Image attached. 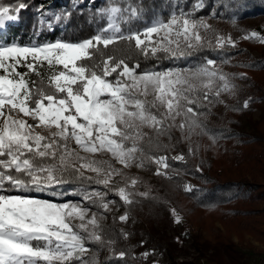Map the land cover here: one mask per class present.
I'll use <instances>...</instances> for the list:
<instances>
[{"label": "snow or ice", "instance_id": "obj_1", "mask_svg": "<svg viewBox=\"0 0 264 264\" xmlns=\"http://www.w3.org/2000/svg\"><path fill=\"white\" fill-rule=\"evenodd\" d=\"M25 7L24 3L11 7L0 4V30L17 20ZM102 11L108 13L107 27L78 42L0 44V264H94L95 257L85 259L89 252L86 243H113L103 239L102 214L89 217L90 209L82 204H58L19 193L43 192L64 182L66 175L84 178L85 170L95 172V182L105 188L113 176L124 175L108 161L81 156L80 151L92 155L107 152L124 168L133 163L143 167L147 159L157 165L156 175H167L161 171L169 167L166 156H136L143 152L137 143L144 138L141 128L150 127L161 136L167 133V120L174 124L182 117L181 130L199 128L207 135L200 109L205 102H218L221 93L234 88L213 59L205 58L204 63L189 68L138 72L139 63L130 66V57L115 54L137 51L148 57L164 53L165 58L175 59L190 55L188 50L202 43L198 29L210 28L203 19L173 14L166 22L156 20L141 30L125 33L118 22L120 9ZM55 19L59 21L61 16L57 14ZM253 37H257L254 31L244 38ZM259 39L264 43V37ZM226 43L235 46L230 36L216 37L218 47ZM121 44L126 47L121 48ZM200 77L207 79L197 87L193 80ZM149 88L151 101L146 99ZM39 127L50 134L36 133ZM69 141L79 151L70 148ZM127 181L110 191L131 204L133 194L128 188L138 181ZM184 189L190 192L192 186ZM84 199L104 211L115 203L101 192L86 194ZM72 218L81 223L72 225ZM119 219L123 222L128 216ZM124 255L119 253L120 258Z\"/></svg>", "mask_w": 264, "mask_h": 264}, {"label": "trees", "instance_id": "obj_2", "mask_svg": "<svg viewBox=\"0 0 264 264\" xmlns=\"http://www.w3.org/2000/svg\"><path fill=\"white\" fill-rule=\"evenodd\" d=\"M19 3L26 7L20 9L17 20L2 29L0 44L23 46L80 41L107 27L108 13L102 10L111 7L120 9L118 22L125 33L141 30L156 20L168 21L173 14L180 16L181 13L191 14L193 20L209 16L224 22L264 16V0H0V4L8 7ZM57 14L61 16L59 21L55 19ZM253 40L238 39L234 41V47L227 43L218 47L216 39H204L198 48L188 50L190 55L179 59L165 58L164 53L148 57L137 51L115 53L130 57V66L139 63L138 72L189 68L204 63L205 58L215 60L217 67V62L222 60L234 67L225 74L238 92L234 99L224 101L219 96L218 102H205L200 109L204 113L200 121L207 129V135L201 134L199 128L191 132L181 130L178 126L182 117H177L174 124L172 121L173 127L166 123L168 130L164 135L157 136L152 128L144 134L140 142L143 155L166 156L169 167L161 168V171H166L167 175H156L157 165L145 159L144 167L154 179L151 183H147V179L140 193L147 192L148 195L131 197V204L124 203L115 193L111 195L131 218V230L113 225L107 230L101 225L104 241L111 239L113 243L88 242L97 264H151L155 253L142 239L155 234V224L173 226L172 205L188 219L204 226L210 224H205L204 216L214 213L229 227L224 235L219 230L214 231V239L195 236L197 243L205 251L210 250L209 255L219 264H238L240 260V251L230 239L231 231L240 233L248 228L259 236L264 234V49L260 54H254L248 47L255 45L261 49L264 43L256 38ZM120 47L126 46L121 44ZM238 76L247 83L240 82ZM245 101H248L247 108ZM256 110L262 112L259 118L253 116ZM181 155L183 160L174 159ZM96 179L85 173L84 178L66 175L64 182L43 192L19 194L52 199L53 193H59L57 198L93 203L84 196L102 185L97 184ZM185 185H191L192 191H185ZM139 217L148 229L137 226ZM106 230V236L110 238L105 237ZM157 234L168 239L170 247H178L174 236L166 232ZM126 237L134 238V242L122 240ZM121 252L125 253L123 258L119 256Z\"/></svg>", "mask_w": 264, "mask_h": 264}, {"label": "rangeland", "instance_id": "obj_3", "mask_svg": "<svg viewBox=\"0 0 264 264\" xmlns=\"http://www.w3.org/2000/svg\"><path fill=\"white\" fill-rule=\"evenodd\" d=\"M176 16L179 17L178 15ZM201 19H203L208 25H210V28L207 30L204 28L198 29L199 34L203 38L202 41L204 39L215 40L217 36H222L225 38L230 36L232 41H236L238 39H244L245 35L252 31L257 33V37H253L251 38V40L254 39L253 41H255L256 38L257 41L261 42L259 37H264V16H255V17L249 16L244 19L238 20V22H233V21L224 22L221 19L212 18L209 16L202 17ZM212 30L215 31L212 32ZM0 32H2V30H0ZM172 38L176 39L175 36H173ZM55 42H50V43H55ZM43 44L45 43L38 45H43ZM23 46H31V45H23ZM248 47L254 54H260L261 51H263L264 49V45L261 49L255 45L254 46L249 45ZM217 64H218L217 68L223 73L234 70L233 66L222 60H219ZM189 75H191V73H189ZM206 79H207L206 77H200L198 79H194L193 83L196 84L197 87H200L201 84ZM237 79L242 83H247V81L243 79L241 76H238ZM231 84L234 85L232 82ZM237 92L238 89L234 85V88L230 92H223L221 93L220 96L224 101H227L229 99L236 98ZM146 99L148 101H151L153 99L151 88H149L148 90V95ZM261 113L262 112H260V110H256L253 113L254 118H259ZM166 123L169 126L173 127L172 120L169 119L166 121ZM150 129H151L150 127H142L141 132L145 134ZM51 131L55 132L56 129L53 128L51 129ZM35 132L46 136L50 134L48 129L42 127L35 128ZM141 141L142 139L137 141L139 146ZM69 147L79 151V149L77 148V146L73 141H69ZM80 155L87 156L93 160L108 161L114 168L120 169L123 172L124 174L123 176L116 175L112 177L108 188H105L103 185H101L95 191V192L106 193L107 200L115 201V198L111 196L114 194V192H110V189L123 187L125 183L128 182L127 178H136L138 181L134 187L130 186L128 188V191L133 194L132 197H139L140 192H142L144 189L146 180L149 179L147 183H151L154 179L153 174L144 166L137 167L136 164L133 163L131 167L124 168L107 152H101L92 155L80 151ZM136 156L138 158L144 157L143 152H139V151L136 153ZM84 173L86 175L97 177L95 172H90L85 170ZM100 178L103 177L101 176ZM58 195L59 193H55L54 198L52 199L47 197H39V196H32V197L38 199L50 200L58 204L65 202H71L73 204L79 203L90 209L88 213L89 217H91L92 213H96L98 216L102 214L104 216V219L100 220V226L101 225L106 226L107 230L110 229L111 227L110 225L119 228L125 227L127 228L126 230L129 231L131 230V226H130L131 218L129 216L126 221L123 222L120 221L119 217L125 215L124 212L125 210H121V208H119V206L117 205L116 201L115 203L109 205L107 211H104L102 208L97 207L95 203H90V202L87 203L85 201H82L81 199L75 200L74 198H61V197L57 198ZM261 206L262 205H260V207ZM171 209H172L171 214L173 217V226L165 227L163 224L162 225L155 224L154 225V228L156 230L155 234L153 236H147L145 239H142L144 245L150 248V250L154 251L155 253L151 259L152 261L151 264H205V263L219 264L216 258H213L209 255L210 250L205 251L201 247V245L197 243L195 236L196 234H199L203 239H208V238L214 239V235H215L214 231L219 230L224 235L226 232H228L229 227L226 224H224L217 215H214V213H207L204 216L205 224L210 223L209 225L204 226L201 223H197L193 220L188 219L183 213L179 212L174 205H172ZM173 210H175V213H173ZM177 217L179 218V222H177ZM136 220H138L136 222L138 227L143 229H148L147 224L141 221L140 217L137 218ZM80 223L81 221L78 218L71 219V224L74 226L79 225ZM231 224L228 225L231 227ZM107 230L104 232L105 237H107L106 236V234L108 233ZM161 232H166L167 235L174 236V238L177 241L176 243L178 247L176 248H172V246L170 247L168 239H166L165 237L162 238L158 236L157 233L160 234ZM229 235L232 243L235 244L236 249L240 251L239 253L240 260L238 264H249L251 257L259 253H264V234H260L259 236L251 231H248V228H244L240 231V233L231 231ZM122 240H128L130 242H134V238L132 237H126L125 239L122 238ZM86 246L89 248V252L87 253L88 255L87 258L85 259L92 258L94 252L91 251V247L88 242L86 243ZM94 262L95 264L98 263L97 260H94Z\"/></svg>", "mask_w": 264, "mask_h": 264}, {"label": "built area", "instance_id": "obj_4", "mask_svg": "<svg viewBox=\"0 0 264 264\" xmlns=\"http://www.w3.org/2000/svg\"><path fill=\"white\" fill-rule=\"evenodd\" d=\"M205 264H207V263H205ZM249 264H264V253H259L255 256L251 257Z\"/></svg>", "mask_w": 264, "mask_h": 264}]
</instances>
